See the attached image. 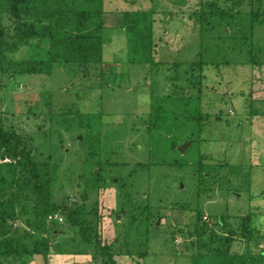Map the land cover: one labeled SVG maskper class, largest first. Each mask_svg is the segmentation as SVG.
Segmentation results:
<instances>
[{"label":"rangeland","instance_id":"obj_1","mask_svg":"<svg viewBox=\"0 0 264 264\" xmlns=\"http://www.w3.org/2000/svg\"><path fill=\"white\" fill-rule=\"evenodd\" d=\"M207 1L234 5L238 21L204 12ZM124 3L155 6L157 64L131 62L119 14L106 3L104 59L117 73L110 83L99 78V64L85 71L56 65L50 75L13 78L1 70L0 126L27 135L38 161L57 164L58 200L82 202L90 149L74 114H60L77 108L101 117L103 179L87 203L119 264H195L193 256L207 264L209 249L220 244L213 241H225L247 214L264 232V0ZM3 22L11 27L8 17ZM28 54L24 48L14 57ZM179 86L192 96L175 95ZM199 223L204 240L194 232ZM9 224L15 231L17 222ZM64 230L52 240L47 263L33 254L3 264H99L78 253L80 237L70 225ZM233 238L231 253L246 254L250 245L255 253L264 250L262 236ZM24 243L33 248L32 240ZM257 257L253 264H264Z\"/></svg>","mask_w":264,"mask_h":264},{"label":"trees","instance_id":"obj_2","mask_svg":"<svg viewBox=\"0 0 264 264\" xmlns=\"http://www.w3.org/2000/svg\"><path fill=\"white\" fill-rule=\"evenodd\" d=\"M139 1L0 0V81L1 70L13 78L16 72L50 75L56 65L85 71L99 64V78L110 83L109 80L117 73L111 62L104 59V49L108 42L106 30L109 27L106 3L110 5L111 11L119 14L116 25L124 27L131 62L157 64L155 6L131 9L122 5L124 2L137 4ZM204 9V12L211 11L218 17L229 19L230 23L232 19L237 22L240 13L238 10L233 11L234 5L227 8L216 1H207ZM6 17L12 23L8 29L3 26ZM250 25L252 28L253 19ZM24 48L29 54L15 58L14 55ZM177 65L172 64L173 67ZM254 65L258 69L259 65ZM196 66L192 64L190 70ZM175 91L177 96H192L187 88L181 86ZM72 114L79 128L85 129L83 141L87 140L92 160L88 164L89 175L84 180L82 202L72 201L68 196L58 200L55 196L57 164L49 160L38 161L29 146L27 135L0 126V158L6 160L0 165V264L12 255L22 257L33 254H43L47 263L53 249L52 240L65 231L66 225H70L80 237L78 253H90L93 262L99 264H119L110 238L102 235L99 221L91 218V214L97 213L95 206L90 207L87 203L89 193L98 192L103 179V159L98 156L102 153L99 143L103 120L91 113L86 116L77 108L62 112L60 116L67 119ZM251 115H254L253 111ZM56 213L63 216L62 221L49 219L51 214ZM10 221L17 222L15 231L8 230L12 227ZM50 221L54 222L52 228ZM218 222L223 224L220 217ZM202 224H197L194 231L200 240H204L202 237L206 231ZM260 231L253 225L252 216L247 214L243 217L241 227L232 229L225 241H213L220 244L209 249L207 264H253L257 256L264 259V250L255 253L251 245L246 254L230 252L235 234L258 240L260 236L264 238V232ZM25 239L34 242L33 248L24 243ZM193 259L195 264L202 263L197 256H193Z\"/></svg>","mask_w":264,"mask_h":264},{"label":"water","instance_id":"obj_3","mask_svg":"<svg viewBox=\"0 0 264 264\" xmlns=\"http://www.w3.org/2000/svg\"><path fill=\"white\" fill-rule=\"evenodd\" d=\"M192 142H193L192 140H189V141L185 142L184 144H181L179 146V150L184 152L186 150V148L188 147V145H190ZM159 223H160V218L157 221V224H159Z\"/></svg>","mask_w":264,"mask_h":264},{"label":"built area","instance_id":"obj_4","mask_svg":"<svg viewBox=\"0 0 264 264\" xmlns=\"http://www.w3.org/2000/svg\"><path fill=\"white\" fill-rule=\"evenodd\" d=\"M49 219L50 220H53V219H58V220H63V216L62 215H60V214H58V213H56V214H51L50 216H49Z\"/></svg>","mask_w":264,"mask_h":264}]
</instances>
